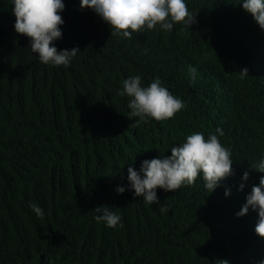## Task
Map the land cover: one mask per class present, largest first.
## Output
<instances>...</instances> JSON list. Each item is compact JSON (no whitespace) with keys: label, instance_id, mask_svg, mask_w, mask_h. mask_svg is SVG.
<instances>
[{"label":"trees","instance_id":"obj_1","mask_svg":"<svg viewBox=\"0 0 264 264\" xmlns=\"http://www.w3.org/2000/svg\"><path fill=\"white\" fill-rule=\"evenodd\" d=\"M184 2L197 13L191 29L157 26L128 39L111 36L79 0H64L62 38L53 44L80 51L68 66H52L15 31L12 0H0V264L264 260L257 211L235 215L264 175L249 167L264 156V30L243 0ZM189 65L197 69L194 82ZM245 67L249 75L241 78ZM135 75L142 86L159 77L186 107L164 121L136 123L127 116L129 98L118 95ZM217 127L233 175L211 193L201 174L174 192L158 187L160 204L134 197L129 166L139 171L144 160L170 156L187 135L207 139ZM29 203L42 208L43 219ZM100 205L120 215L123 226L97 223L92 210Z\"/></svg>","mask_w":264,"mask_h":264},{"label":"clouds","instance_id":"obj_2","mask_svg":"<svg viewBox=\"0 0 264 264\" xmlns=\"http://www.w3.org/2000/svg\"><path fill=\"white\" fill-rule=\"evenodd\" d=\"M15 16L14 29L18 34L30 38V50L38 54L39 60L52 66H68L80 51L79 47L71 50H58L53 41L62 38L60 25L64 23L61 12L65 9L64 0H12ZM80 9H92L106 24L110 26L111 36L131 39L133 33L145 30L170 32L179 23L191 29L197 23L196 14L189 11L184 0H79ZM242 8L250 13L261 30H264V0H243ZM147 52V49L145 50ZM240 77L248 74L245 67L238 71ZM190 82L196 80L197 69L189 65ZM118 95L128 97L127 116L147 122L149 119L164 121L174 117L186 105L182 99L174 96L159 77L152 79L150 84L142 86V76H129L122 81ZM224 132L217 127L215 133H209L207 139L201 132H193L185 137L184 142L171 147L170 156H161L141 162L137 171L128 167V181L134 189V197H143L146 205L158 203L156 189L162 188L174 192L181 186L193 185L202 174L204 187L209 193L214 191L220 182L233 175V159L230 149L224 147L219 137ZM259 173H264V156L249 166ZM143 174V175H141ZM249 179V172L245 171L241 177L240 189ZM125 188L117 186L116 192L122 194ZM230 195V189L225 190V196ZM38 218L43 219L44 211L35 203H29ZM249 208L258 213L255 233L264 238V175L259 177V184L252 185L251 192L246 196V202L237 217L248 214ZM161 212L167 211L161 207ZM94 220L105 223L107 227L115 229L123 226L121 216L111 211L107 205H100L93 210ZM220 264H230L227 259H220ZM264 264V260L259 261Z\"/></svg>","mask_w":264,"mask_h":264}]
</instances>
